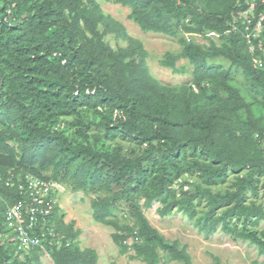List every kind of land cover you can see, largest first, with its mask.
<instances>
[{
	"label": "trees",
	"instance_id": "16d2710c",
	"mask_svg": "<svg viewBox=\"0 0 264 264\" xmlns=\"http://www.w3.org/2000/svg\"><path fill=\"white\" fill-rule=\"evenodd\" d=\"M104 1L129 7V20L145 33L208 32L222 44L181 41L178 54H164L160 67L179 73L176 63L186 60L193 69L190 85L171 89L149 74L142 43L96 0H0V264H42L43 256L35 249L20 258L1 241L3 214L19 199L16 187L4 186L10 173L15 184L19 175L69 177L73 191L102 193L90 203L93 221L115 231L117 247L137 238L130 258L144 264L161 261L147 245L164 252L167 263H193L185 247L165 240L140 210L133 226H120L112 218L118 199L140 198L145 209L159 203L160 217L180 212L205 237L220 229L264 256V230H258L264 204L248 201V194L255 198L263 189L264 195V115L255 118L230 86V74L207 64L226 59L264 93L261 37H249L252 51L245 37L264 0H256L247 30L240 21L246 0ZM107 34L125 46L112 48ZM51 219L61 241L59 248L46 246L53 264L98 263L95 250L79 248L81 233L59 208Z\"/></svg>",
	"mask_w": 264,
	"mask_h": 264
},
{
	"label": "rangeland",
	"instance_id": "374dc122",
	"mask_svg": "<svg viewBox=\"0 0 264 264\" xmlns=\"http://www.w3.org/2000/svg\"><path fill=\"white\" fill-rule=\"evenodd\" d=\"M103 14L113 21L124 27L125 33L139 40L146 51V67L149 74L160 84L171 89H178L184 85H190L193 81L192 66L186 60H180L176 63V69L179 73H174L170 69L160 67L159 62L164 54H178L182 50L181 41L198 44L203 48H208L210 42L216 46L222 44V40L213 33H205V36L187 35L178 33L175 37H168L161 34L145 33L139 27L129 20V7H123L112 2L104 0H96ZM248 9L240 15L242 25L246 27L253 19L256 6V0H246ZM264 17L261 18V20ZM261 27H255L254 30L248 32L245 36L247 39L253 37L258 38L262 45V60L257 61V67L261 62L264 65V20L261 21ZM98 30L103 31V27L99 26ZM104 40L114 49L124 47L125 43L117 39L114 35L107 34ZM250 45V42H248ZM250 45V51H252ZM209 66H219L230 74L229 84L236 88L244 101L250 105L251 113L255 118L264 115V93L251 84L249 79L243 74L242 70L233 65L224 58L218 57L208 59ZM243 117V113L240 112ZM15 148L13 143L9 144ZM44 175L50 176L48 171ZM62 175H60V179ZM190 183L200 185L201 182L194 177L189 178ZM60 187L63 189L58 194L59 215L66 224L74 223V229L80 231L78 245L80 249L90 248L97 252V264H144L138 259H131L134 255L133 240H130L126 248L117 247L111 239V235L115 232L112 228L95 223L92 219V211L90 203L93 199L103 194L96 191H89L88 188L80 191H73L69 182V177L61 179ZM192 188V185H187ZM263 189L260 190L257 197L248 194V201H255L256 204H264ZM160 208L159 203H153L150 209L143 207V200L132 197L129 199H118L113 204L112 218L117 219L120 226L134 225V212L140 210L147 223L157 230L160 235L167 241H177L184 246L189 254L193 264H264V256H258L256 247L249 245L247 242L233 239L230 235L223 234L220 229L210 236L205 237L199 233L192 221H189L185 215L180 212L173 213L171 216L160 217L157 210ZM200 211L206 209L205 203L197 204ZM200 214V213H199ZM258 230H264V222H261ZM147 248L154 251L161 259L160 264H177L174 262L167 263V255L154 246ZM49 260V262L47 261ZM50 258L42 256L40 261L42 264H51Z\"/></svg>",
	"mask_w": 264,
	"mask_h": 264
},
{
	"label": "built area",
	"instance_id": "2783aa9c",
	"mask_svg": "<svg viewBox=\"0 0 264 264\" xmlns=\"http://www.w3.org/2000/svg\"><path fill=\"white\" fill-rule=\"evenodd\" d=\"M262 17H264V11L260 14L254 28L261 27V21L264 20H261ZM248 42H250L249 38ZM259 67H262L261 62ZM2 181L0 178V184L3 183ZM4 186L16 187L19 199L12 206L7 207L3 214L5 232L1 236L2 243H10L20 258L35 249H39L43 256L49 258L50 251L46 246L59 248L61 245L60 238L54 232L51 219L54 210L59 208L58 194L63 190L60 184L30 175L16 176L15 184L10 173L9 178L4 181ZM49 238L52 241H49ZM130 240L138 241L137 238ZM130 240L125 241L124 244L127 245Z\"/></svg>",
	"mask_w": 264,
	"mask_h": 264
},
{
	"label": "crops",
	"instance_id": "0c3cea01",
	"mask_svg": "<svg viewBox=\"0 0 264 264\" xmlns=\"http://www.w3.org/2000/svg\"><path fill=\"white\" fill-rule=\"evenodd\" d=\"M44 257H45V256H44ZM47 261L49 262V260H47ZM50 262H51V264H53L51 260H50Z\"/></svg>",
	"mask_w": 264,
	"mask_h": 264
}]
</instances>
